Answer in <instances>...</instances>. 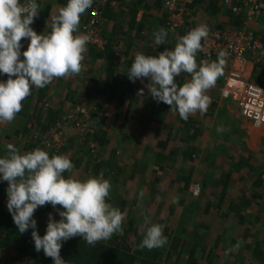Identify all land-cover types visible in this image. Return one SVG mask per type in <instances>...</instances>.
Listing matches in <instances>:
<instances>
[{
    "label": "crops",
    "instance_id": "1",
    "mask_svg": "<svg viewBox=\"0 0 264 264\" xmlns=\"http://www.w3.org/2000/svg\"><path fill=\"white\" fill-rule=\"evenodd\" d=\"M151 3H144L134 10L136 24H142L145 32L150 30L146 41H140L136 49L146 53L150 51L152 56H156L161 46L154 47L152 35L160 28L168 29L167 13L162 0H151ZM127 5L125 2L122 4L127 15L126 21H121L122 28H126L131 19V9ZM58 9L52 8L46 12L45 7L40 8L32 28L39 34L48 35L52 20L59 13ZM46 13L49 16L45 17ZM187 19L195 25H207L212 32H225L228 29L236 31L245 24L244 17L233 15L231 8L225 5V0H193L188 7ZM106 26L107 33L114 30L111 23L108 22ZM180 32L186 34L184 28ZM173 33L176 31L169 32V44L174 47L173 39L178 35ZM263 33L261 28L260 34ZM24 42L22 39V51L27 49ZM217 57L206 60L197 55V62H212ZM248 59L244 80L264 91V65L257 66L252 56ZM229 66V63L224 65L223 75L206 93L211 98L207 111L203 114L197 111L187 121L182 120L177 112L171 111V106L157 103L148 89L141 87L144 98L136 106H132L128 99L123 102L125 119L119 124L124 130L119 132L115 128L111 139L101 148L100 158L95 154H87L90 155L87 165L81 164L83 167L65 172L66 178L72 176L82 180L103 173L112 185L106 202L126 212L122 222L125 230L137 223L140 229L146 231V216L152 223L166 227L168 238H175L183 245L180 261L176 263L175 259H171L168 264H264V234L260 235L257 245L246 243L247 229L235 222V215L231 218L227 216L229 210H235L238 206L249 210L253 205L264 204V127L254 130L251 122L243 123L237 104L232 99L222 97ZM190 78V75L182 74L176 81L182 86ZM7 79L6 74L0 76L2 81ZM145 81L146 85L148 81ZM62 83V87L55 88L51 95L55 103L66 99L70 93V88H66L64 81ZM37 93L39 91L33 89L31 95L22 102V107L26 106L25 114L17 115L11 123H0V139L6 135L5 132H9V136L17 122L19 125L21 121L24 122L31 114L30 110L39 109ZM147 107L150 112L161 110L164 114L162 120L155 121L152 130L140 133L139 118ZM67 130L69 138L76 135L71 127ZM19 146L23 153L33 151H26L21 144ZM2 150L0 156H5ZM78 163L83 161L80 159ZM249 165H260V172H256L261 174L263 184L256 187L258 177ZM215 182L218 183L215 185ZM195 183L202 187L199 197L193 196L190 190ZM253 200L258 203H253ZM208 224L211 225L210 230ZM226 230L228 238L234 243L229 247H224L227 240L223 233ZM224 249L228 252H224Z\"/></svg>",
    "mask_w": 264,
    "mask_h": 264
},
{
    "label": "clouds",
    "instance_id": "2",
    "mask_svg": "<svg viewBox=\"0 0 264 264\" xmlns=\"http://www.w3.org/2000/svg\"><path fill=\"white\" fill-rule=\"evenodd\" d=\"M93 3L94 0H68L52 20L51 32L44 35L31 27L40 14L38 0H0V76L8 77L0 81V123L16 119L32 89L45 88L57 78L81 72L90 35L79 33V26L81 16ZM170 31L174 29L160 28L153 33L156 48L168 42ZM208 34V26L200 24L180 36L171 50L164 49L158 56L136 54L126 72L128 79L142 84L147 80L145 87L150 96L157 103L171 106V111L177 112L182 120L187 121L197 111L205 113L211 103L206 93L223 75L228 55L221 50L215 61L197 62V53L203 50L202 41ZM22 39L28 41L24 51ZM182 74L191 78L181 86L176 78ZM140 91L143 93V89ZM72 169L73 163L67 155L50 156L40 148L21 153L9 144L7 154L0 156V182L8 184V212L20 234L32 230L35 251H43L53 264H67L61 257V249L72 238L81 237L88 245L95 246L123 231L126 212L106 202L111 182L103 173L83 180L66 178L64 173ZM49 204L60 219L49 213L41 237L33 217L38 208ZM144 224L146 231L138 245L140 250L167 244L162 225L152 223L148 216Z\"/></svg>",
    "mask_w": 264,
    "mask_h": 264
},
{
    "label": "trees",
    "instance_id": "3",
    "mask_svg": "<svg viewBox=\"0 0 264 264\" xmlns=\"http://www.w3.org/2000/svg\"><path fill=\"white\" fill-rule=\"evenodd\" d=\"M131 1L134 0H94L93 6L81 16L79 33H83L84 26L90 23L92 11L98 9L102 23L98 35L105 42L104 47L101 49L97 45H87L88 51L85 53L82 70L78 75L57 78L45 88L37 89L39 91V94L37 93L39 95L38 98L40 99H38L40 102L39 109L30 110L31 114L23 120L24 122L21 121L20 125L17 122V126H14L9 136L3 135L1 137L0 149H4L2 150L3 153L7 154L6 148L9 145L8 142H11L10 144L20 149L21 153L23 152L19 144L26 151L40 148L47 151L50 156L55 154L67 155L73 163V168L83 167L80 165H87L86 161L90 162V155L87 154H95L97 158H100L98 157L99 154L101 155L100 150L111 139L115 128L119 132L124 130V127L119 124L121 120L125 119L124 111L122 110L123 102L128 99L132 106H136L141 98H144L140 90L146 83L144 81L142 84L139 80L135 83L130 82L126 72L130 68L136 54L143 53L152 56L150 51L146 53L141 52L143 50L139 51L136 49L140 41H146L150 30L145 32L142 24H136V16L134 14V10L138 9L140 5L143 6L144 3L152 4L151 0H136L134 1L135 3ZM67 2L68 0H38L40 8L45 7L46 12H50L52 8H59L58 10H60L66 6ZM124 2L128 3L129 5L127 6L131 9V19L128 20L126 28H122L121 25V21L125 22L127 17L124 14L125 9L122 7ZM164 11L166 14L165 9ZM231 13L234 15L232 11ZM44 16L49 15L46 13ZM108 22L113 25L114 29L110 33L106 32ZM197 26L192 22H188L178 29L176 33H173L178 35L176 39H173L174 45L180 36L185 35L180 32L182 28L187 34ZM261 28L264 30L263 21L254 28L255 38H264V33L260 34ZM23 40L27 46L28 41L26 39ZM169 43L168 38V42L165 45H161V49L156 53V56L163 52L164 49H173L174 47ZM197 55L202 56L206 60H211L215 57L204 56L201 51ZM256 65H264V59L259 58ZM71 78H73V81ZM63 81L66 83V88H70V93L66 99L58 100L55 103L51 95L55 88L59 89L62 87ZM67 105H70V107L68 108ZM86 108L89 109L88 114H84ZM25 111L26 106H23L22 111L18 115L25 114ZM155 111L150 112L147 107L146 111L141 114L139 118L141 127L138 132L150 131L156 120H162L164 112L161 110ZM68 127H71L72 132H76L73 138L68 136ZM56 132H61L66 142L63 141V143L58 145V143L52 141V135L56 134ZM47 142L49 143L48 146ZM80 159L83 163H78ZM249 166L257 174L256 187L260 183L263 184L261 174L257 173L260 172V165ZM217 183L215 182V185ZM197 184L201 187V184ZM7 187V182H0V264H53L52 259L46 257L43 251L39 253L35 251L31 229L24 234L19 233L6 207ZM253 203L258 202L253 200ZM57 207L59 208L60 206ZM49 213H52L56 220L60 219L56 210L50 204L41 206L34 213L33 218L37 220L41 237L45 234ZM232 215L236 216L235 222L238 225L247 229L246 243L250 242L249 244L255 243L257 245L260 235L264 234V204L253 205L249 210H246L243 206H238L237 209H231L227 212V216H230V218ZM210 227L211 225L208 224V230L211 229ZM140 228V225L131 224L127 230L123 228L121 233L114 234L110 240L97 242L95 246L88 245L81 237L72 238L63 244L61 257L67 264H164V262L168 264L171 259H175L176 263L180 261L183 245L175 238L174 240L171 237L168 238L166 234L168 229L166 227L163 230L164 235L168 238L167 244L153 250H140L138 248L145 233ZM227 233L228 230L223 233L227 240L224 247L234 244L228 238ZM223 251L228 252L227 249ZM238 254L240 255L241 252ZM227 258H230V256Z\"/></svg>",
    "mask_w": 264,
    "mask_h": 264
},
{
    "label": "built area",
    "instance_id": "4",
    "mask_svg": "<svg viewBox=\"0 0 264 264\" xmlns=\"http://www.w3.org/2000/svg\"><path fill=\"white\" fill-rule=\"evenodd\" d=\"M192 2L193 0H163V7L168 16L166 26L169 29L177 31L188 23V7ZM225 5L231 8L235 16L244 17V27L236 31L230 29L225 32L209 31L207 39L202 41L201 52L209 58L218 56L221 50L228 53L225 65L229 63L230 66L222 89V97L232 99L237 104L241 116L251 122L254 128L261 129L264 127V91L244 80V75L249 56L253 57V62H257L259 58L264 59V38L258 39L254 36L255 26L264 22V0H225ZM91 15L90 23L84 26L81 34L90 35L88 45H97L102 49L105 42L98 35L102 24L98 9L93 10ZM52 136V141L58 145L66 142L61 132H56ZM191 193L199 196L200 185H193Z\"/></svg>",
    "mask_w": 264,
    "mask_h": 264
},
{
    "label": "rangeland",
    "instance_id": "5",
    "mask_svg": "<svg viewBox=\"0 0 264 264\" xmlns=\"http://www.w3.org/2000/svg\"><path fill=\"white\" fill-rule=\"evenodd\" d=\"M70 77H72V76H70ZM84 113H87V114H88V113H89V109L86 108V109L84 110ZM242 121H243V123H248V122H247L245 119H243V118H242ZM251 125H252V124H251ZM252 127L254 128L253 125H252ZM262 128H263V127H262ZM262 128H261V129H262ZM254 130H260V129H256V128H254ZM7 133H9V132H5L6 135H7ZM254 133H255V132H254ZM256 134H257V133H256ZM210 165H211V164H209V167H210ZM136 224H137V223H136ZM137 225H138V224H137Z\"/></svg>",
    "mask_w": 264,
    "mask_h": 264
}]
</instances>
